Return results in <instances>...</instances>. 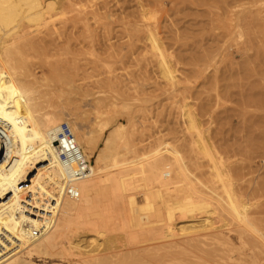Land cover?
<instances>
[{
	"label": "bare ground",
	"instance_id": "6f19581e",
	"mask_svg": "<svg viewBox=\"0 0 264 264\" xmlns=\"http://www.w3.org/2000/svg\"><path fill=\"white\" fill-rule=\"evenodd\" d=\"M65 3L0 0V264H36L35 254H62L69 261L95 254L76 264H264V230L258 224L262 217L249 212L245 195L228 187L233 184L223 182V195L216 192V180L230 181L231 170H226L223 157L206 138L207 131L187 108L189 104L181 108L185 139L173 133V141L157 138L141 150L120 141L116 102L98 122L103 129L112 122L100 140L92 131H82L70 110L59 114L54 110L55 92L49 87L43 100L54 111L43 112L36 96L41 84L34 73L17 66L19 60L11 53L30 44L31 28L38 33L42 26L62 19L67 14ZM147 39L160 57L162 79L172 84L176 76L157 35L150 30ZM70 86L79 95V88ZM108 97L96 101L100 104ZM63 124L88 161L89 173L82 178L73 176L75 166L62 162L55 144ZM68 189H74L78 197L69 196ZM97 208L101 209L98 214ZM107 211L127 227H137L123 234L122 241L104 247L100 236L107 231ZM225 216L238 224L231 231L238 233L239 247L223 240L221 231H212L217 224L227 229ZM155 217L167 225L169 220L189 225L195 234L161 241L153 230L155 224L150 223Z\"/></svg>",
	"mask_w": 264,
	"mask_h": 264
},
{
	"label": "rangeland",
	"instance_id": "374dc122",
	"mask_svg": "<svg viewBox=\"0 0 264 264\" xmlns=\"http://www.w3.org/2000/svg\"><path fill=\"white\" fill-rule=\"evenodd\" d=\"M68 1L62 19L42 26L38 33L31 28L30 44L11 53L19 60L17 66L34 73L41 84H37L36 96L43 112L70 110L81 130L92 131L100 140L112 122L104 129L98 122L107 117L102 113L110 110L111 102H116L115 117L122 124L120 141L141 150L158 139L171 142L177 135L185 139L181 108L189 104L187 108L207 131L206 138L223 157L226 170H231L230 181L216 180V192L223 195V182L233 184L228 187L245 195L249 212L260 213L256 216L262 217L258 224L263 231L264 0H71L73 6ZM149 29L157 35L175 73L172 84L160 75V57L147 39ZM70 85L81 94L74 95ZM48 87L55 92L54 110L45 101ZM103 96L107 101L97 103ZM106 214L107 231L100 236L104 247L122 241L123 234L137 227H127L110 211ZM155 218L150 223L155 224L153 230L161 241L195 234L189 225H175L173 220L167 225ZM229 218L227 229L217 224L212 231H221L223 240L239 247L238 233L233 231L237 223ZM92 255L69 261L62 254H35L32 261L76 264Z\"/></svg>",
	"mask_w": 264,
	"mask_h": 264
},
{
	"label": "built area",
	"instance_id": "2783aa9c",
	"mask_svg": "<svg viewBox=\"0 0 264 264\" xmlns=\"http://www.w3.org/2000/svg\"><path fill=\"white\" fill-rule=\"evenodd\" d=\"M58 145L60 157L65 165H74L72 174L75 178H82L89 173L88 161L84 158L76 144L75 138L67 124H63L59 133ZM67 193L72 198H77L78 193L74 189H68Z\"/></svg>",
	"mask_w": 264,
	"mask_h": 264
}]
</instances>
